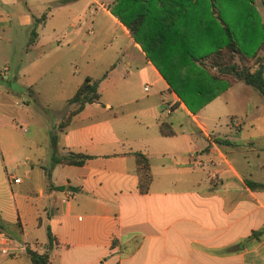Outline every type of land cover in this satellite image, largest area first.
Here are the masks:
<instances>
[{
  "label": "crops",
  "instance_id": "obj_1",
  "mask_svg": "<svg viewBox=\"0 0 264 264\" xmlns=\"http://www.w3.org/2000/svg\"><path fill=\"white\" fill-rule=\"evenodd\" d=\"M73 1L0 0L1 44H10L20 29L31 28L33 18L41 13L44 20L68 12ZM92 1L94 6L90 3L88 12L100 8L126 39L115 52L124 56L130 69L111 83L108 95L99 92L98 100L85 103L59 131L60 153L71 150L90 155L81 164L52 166V185L61 188L46 185L41 167L49 160L48 131L58 119L42 123L44 138L37 141L18 131L17 118L25 120V112L9 110L6 115L0 110V218L4 225L14 231L13 236L24 239L26 247L47 249V264H264V230L257 239L249 235L264 227V187L247 184L249 180L264 183V100L260 107L246 109L244 102L252 86L235 80L210 101L239 85L229 96L240 94L234 100L243 114L231 113L225 127L207 129L200 114L189 111L168 88L125 25L110 11L113 5H138L143 0ZM196 1L151 3L159 6V15L165 20L179 19L180 6L188 4L191 21L197 12ZM252 1L263 21L262 0ZM68 24L74 25L72 21ZM51 33L28 29L26 40L31 41L25 40L21 48L24 54L32 50L34 55L25 65H3L0 79L10 74L19 81L21 105L27 97L40 93L36 83L46 70L38 67L41 60L55 62L64 71L62 77L68 82L62 92L64 99L84 75L92 76L88 72L72 75L77 65L67 54L74 52H59L60 44H47L58 40ZM114 65L110 63L109 68ZM103 77H97L98 88ZM57 80L62 81L61 75ZM143 81L157 83L155 89L138 94L135 85ZM166 93L170 99L163 98ZM176 107L190 115L195 125L192 131L181 126L174 129L172 121L166 120ZM160 122L172 133L162 134ZM133 151L143 153L148 161L150 180L142 192L137 187ZM18 164L19 173L7 172L6 165ZM8 173L19 180L9 179ZM46 226L51 235L49 247ZM0 264L33 263L25 249L0 253Z\"/></svg>",
  "mask_w": 264,
  "mask_h": 264
},
{
  "label": "trees",
  "instance_id": "obj_2",
  "mask_svg": "<svg viewBox=\"0 0 264 264\" xmlns=\"http://www.w3.org/2000/svg\"><path fill=\"white\" fill-rule=\"evenodd\" d=\"M196 2L197 12L195 19L191 21L188 20V6L183 4L177 15L179 19H161L159 6L152 4L151 0H143L138 5H113L110 11L125 25L133 40L140 45L146 57L164 78L168 88L189 111H196L238 79L255 88L264 100V20L260 21L252 0ZM262 6L264 12V0ZM205 14L209 21L205 20ZM44 16L41 13L33 18L30 28L32 33ZM29 41L31 38L27 40ZM257 49L262 51L256 53ZM105 73L104 71L101 77ZM98 81L97 77L84 75L72 94L65 99L66 106H73L68 107L48 131L49 160L41 166L47 186L62 187L53 186L50 180L54 164H81L90 157L79 151L67 150L60 153L57 138L72 114L85 103L98 100ZM163 126L164 123L160 122L159 131L162 134L172 133L170 128L165 129ZM132 153L138 170L137 187L142 192L147 189L150 180L148 161L143 153ZM247 184L251 187H264L262 182L249 180ZM3 226L0 218V228L3 229ZM263 230L264 227L251 230L249 235L257 239ZM46 237L49 247L51 235L47 226ZM26 253L33 264H47V249L38 251L26 247Z\"/></svg>",
  "mask_w": 264,
  "mask_h": 264
},
{
  "label": "rangeland",
  "instance_id": "obj_3",
  "mask_svg": "<svg viewBox=\"0 0 264 264\" xmlns=\"http://www.w3.org/2000/svg\"><path fill=\"white\" fill-rule=\"evenodd\" d=\"M90 3L94 6L92 0H74L71 5H69L68 12L54 14L53 16L45 18L36 24L37 26H35V29L40 32H52L51 35L58 40L48 42L47 44H60L62 50L59 52L63 50L74 52L67 54L75 58L74 63L77 65L76 72L74 74H72L73 72L71 73L73 76H80L81 73L88 72L93 77H100L104 71H107L105 76L101 78L102 80L98 88L99 92L102 93L103 96H106L111 92L109 89L112 87L111 83L121 79L130 69L125 63L126 59H124V56L115 52L117 45L120 44L122 46L126 44V39L121 36L118 26L112 23V21L102 13L100 8L96 7L97 9L95 11L91 13L88 12L87 6ZM199 3L203 2L199 1ZM186 6H188V4H186ZM196 8H198V5H196ZM44 10L46 9L44 8ZM39 14L40 12L37 15ZM205 15V20H207V18L209 19L207 14ZM69 21H72L74 25H69ZM76 27H78L77 33L75 32ZM28 29H30V26L29 28L24 27L20 29L12 42L6 46L0 42V67L3 65L11 67L13 63H17L19 66L25 65L30 60V55H34L32 50H27L28 53L24 54L23 48H21L22 45H25ZM47 62V60H41L38 65V67L42 69L46 68L42 73L41 79L37 80L36 83L38 84L36 87L40 89V93L37 94L35 98L26 96L28 100L24 102L23 105H21L20 94H18L22 89L19 81L15 80L10 74L6 79H0V110L2 112L4 111L6 115L11 113L5 112L9 110L18 109L20 112H25V120H19L17 118V120L20 121L16 124L19 128L17 129L24 135L31 134L35 136L37 141L44 138L42 123H55V121L59 119L60 112L63 114L68 107L73 106V104L66 106L65 99L62 95V92L68 88V82L62 77L64 71H60L57 63L51 61ZM112 62H115V65L109 68V64ZM70 72L71 71H69V73ZM57 73L61 75L62 81L60 83L57 80ZM133 79L137 81L138 78L136 75H132V80ZM144 82L145 81H143V83L141 82L140 85H135L138 94L152 92L157 84L152 83L150 85ZM240 83H242V81H240ZM238 86L239 85H235L228 93L217 96L213 101H210L211 98L194 111L200 114L201 119H204L205 123L208 125L207 129L211 128L215 131L216 128L225 127V120L231 113L237 116L238 113L243 114L240 108L241 106L234 100L236 96L240 97V94L236 92L232 93V97L229 96L232 90L238 89ZM248 88H252V91L247 94L249 99L244 102L245 108L253 109L255 106L260 107L263 103V98L261 99L260 93L253 87ZM23 97L24 96H22V99ZM163 98L170 99V95L166 93ZM162 109L164 110V108ZM168 114L169 116L166 120L168 122L172 121V128L178 129V127L181 126L191 131L195 128L194 123L190 119V115L185 113L183 109L176 107L170 109ZM212 119H214V122ZM262 138L264 139V137ZM19 166V164L18 167L17 165H6L7 172L19 173ZM3 230L11 235L14 233V231L6 225L3 226Z\"/></svg>",
  "mask_w": 264,
  "mask_h": 264
},
{
  "label": "built area",
  "instance_id": "obj_4",
  "mask_svg": "<svg viewBox=\"0 0 264 264\" xmlns=\"http://www.w3.org/2000/svg\"><path fill=\"white\" fill-rule=\"evenodd\" d=\"M94 8L93 6L90 8L92 11ZM5 71V66L0 67V73ZM9 179L13 181H18L19 177L15 176L12 173L7 174ZM26 249V242L24 239L17 238L15 236L10 235L9 233L5 232L3 229L0 228V253L1 254H13L18 250Z\"/></svg>",
  "mask_w": 264,
  "mask_h": 264
}]
</instances>
